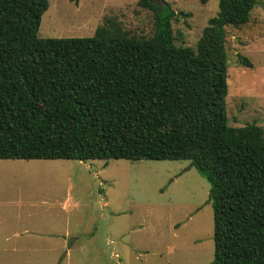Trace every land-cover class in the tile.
I'll return each mask as SVG.
<instances>
[{"label":"trees","instance_id":"trees-1","mask_svg":"<svg viewBox=\"0 0 264 264\" xmlns=\"http://www.w3.org/2000/svg\"><path fill=\"white\" fill-rule=\"evenodd\" d=\"M137 4L149 37L106 17L89 37L40 38L48 0H0V159L189 160L209 183L212 264H264V128L226 114V27L257 0H218L195 46L175 43L169 5Z\"/></svg>","mask_w":264,"mask_h":264},{"label":"rangeland","instance_id":"rangeland-1","mask_svg":"<svg viewBox=\"0 0 264 264\" xmlns=\"http://www.w3.org/2000/svg\"><path fill=\"white\" fill-rule=\"evenodd\" d=\"M138 0H48L40 38L92 36L112 17L154 31ZM177 45L195 46L218 0H162ZM230 126L264 128V0L226 27ZM251 67L241 65L238 55ZM209 183L189 160L0 159V264H212Z\"/></svg>","mask_w":264,"mask_h":264},{"label":"water","instance_id":"water-1","mask_svg":"<svg viewBox=\"0 0 264 264\" xmlns=\"http://www.w3.org/2000/svg\"><path fill=\"white\" fill-rule=\"evenodd\" d=\"M155 3H157L158 4V6H159V9L161 10L162 9V0H153Z\"/></svg>","mask_w":264,"mask_h":264}]
</instances>
